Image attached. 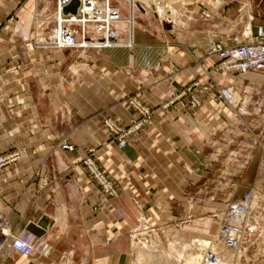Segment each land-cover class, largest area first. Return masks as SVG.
I'll list each match as a JSON object with an SVG mask.
<instances>
[{
	"label": "crops",
	"instance_id": "obj_1",
	"mask_svg": "<svg viewBox=\"0 0 264 264\" xmlns=\"http://www.w3.org/2000/svg\"><path fill=\"white\" fill-rule=\"evenodd\" d=\"M146 1L112 2L121 18L112 28L116 47L60 50L52 46L54 0H0V154H19L0 172V212L15 234L43 217L51 221L32 244L44 251L24 257L6 250L0 264H132V234L141 219L190 238L194 186L217 166L256 165L251 145L244 152L230 146L239 120L260 105L262 74L213 76L233 89V106L213 93L201 95L195 108L189 96L172 99L195 80L207 83L205 71L215 61L204 57L212 44L264 37L262 4ZM132 97L152 109L153 120L120 150L104 120L129 126ZM63 142L74 150L63 151ZM88 157L114 181L116 198L84 168ZM211 229L206 224L197 234Z\"/></svg>",
	"mask_w": 264,
	"mask_h": 264
},
{
	"label": "built area",
	"instance_id": "obj_2",
	"mask_svg": "<svg viewBox=\"0 0 264 264\" xmlns=\"http://www.w3.org/2000/svg\"><path fill=\"white\" fill-rule=\"evenodd\" d=\"M56 2V36L52 44L60 50L65 49H110L118 45V37L112 30L113 25L120 21L119 9L113 5L114 0H54ZM78 1L79 8L76 15H64L63 11L72 2ZM130 8L133 11L136 4ZM93 30H90V27ZM204 60H214L210 70L205 71L207 83L195 80L186 85L179 95L172 99L189 96L190 108L201 105L200 96L213 93L216 101L233 106L236 95L232 88L221 87L213 79L219 74H247L258 73L264 76V37L261 36L255 43L225 45L216 42L207 50ZM128 105L135 112V119L129 126H121L112 118L104 120L105 129L114 137L120 150L130 146V138L140 130L150 125L153 120V111L138 98L127 100ZM171 103V102H170ZM63 151L72 152L74 148L63 142L60 144ZM19 159L17 152L0 154V172L15 164ZM90 176L98 183L103 192L110 198L118 196V190L113 180L102 171L97 163L88 157L83 161ZM257 188H253L242 198L231 203L225 211L219 224L218 240L222 247L233 254H239L248 243L252 233L253 205L257 195ZM144 221V219H142ZM8 231V232H6ZM34 236L27 231L15 234L9 229L8 216L0 212V260L6 250H11L24 257L34 252H42L45 248L34 247ZM201 264H227V262L213 251L205 252L201 257Z\"/></svg>",
	"mask_w": 264,
	"mask_h": 264
},
{
	"label": "rangeland",
	"instance_id": "obj_3",
	"mask_svg": "<svg viewBox=\"0 0 264 264\" xmlns=\"http://www.w3.org/2000/svg\"><path fill=\"white\" fill-rule=\"evenodd\" d=\"M257 1L262 4L261 9L264 10V0ZM241 97L237 95V99ZM250 114V116L244 114L245 117L239 120L230 147L244 152L243 150L248 151V146L251 145L250 150L256 153L252 156L256 165L217 166L208 181L194 186L192 191L194 199L191 204L193 213L191 221L194 227L190 238L163 233L164 231L141 219L138 228L132 234V264H188L189 257L202 256L210 251L213 244L217 246L219 252L226 254L228 264H264V96L260 105ZM246 157L247 154L240 160L246 161ZM231 176H235L237 181L230 183L227 178ZM253 186L257 188L258 194L253 205L252 233L245 248L239 254H233L226 251L218 240L219 224L228 206L242 198ZM204 224H209L212 229L207 235L201 236L197 233L205 226ZM197 240L211 242L212 245L207 249ZM137 250L143 252L139 257Z\"/></svg>",
	"mask_w": 264,
	"mask_h": 264
},
{
	"label": "water",
	"instance_id": "obj_4",
	"mask_svg": "<svg viewBox=\"0 0 264 264\" xmlns=\"http://www.w3.org/2000/svg\"><path fill=\"white\" fill-rule=\"evenodd\" d=\"M78 8H79V2L74 1L68 7L64 9L63 14L64 15H76ZM164 28L166 30H171V25L169 23H165ZM50 224H51L50 219L47 217H43L40 220V222H38L37 225L30 224L26 228V231L32 236H34L35 238L41 239L45 235V231L49 227Z\"/></svg>",
	"mask_w": 264,
	"mask_h": 264
},
{
	"label": "bare ground",
	"instance_id": "obj_5",
	"mask_svg": "<svg viewBox=\"0 0 264 264\" xmlns=\"http://www.w3.org/2000/svg\"><path fill=\"white\" fill-rule=\"evenodd\" d=\"M141 1V0H140ZM143 1V0H142ZM146 0H144V2H145ZM135 2H137V1H133V4L135 5ZM147 2V1H146ZM145 2V3H146ZM154 5V4H153ZM156 5V4H155ZM160 6V5H159ZM155 7V6H154ZM138 8V7H137ZM155 9V8H154ZM156 9H157V13H158V15L159 16H162L163 14H164V11H163V9H161V8H157L156 7ZM161 19V18H160ZM122 30V29H121ZM6 232H8V231H6ZM197 242L198 243H200L201 244V246L203 245V246H205V247H207V249H208V247H210L211 245H212V243L211 242H207V241H203V242H201V241H198L197 240ZM202 249H204V247L202 248ZM211 249L213 250V252H215V253H217V254H219L226 262H227V264H228V259H227V257H226V254L225 253H222V252H219L218 251V249H217V246L216 245H214L213 244V247L212 248H210V251H211ZM142 250V249H141ZM138 251V252H137ZM136 252H137V254H138V257L139 256H141V255H139V254H141V253H143V252H141L140 250H137ZM198 252V251H197ZM202 253V252H201ZM144 256V255H143ZM201 255H195V256H191V257H189L190 259H189V261L187 262L188 264H201ZM144 259V258H143ZM142 259V260H143ZM179 259H181V257L179 258ZM178 260V259H177ZM140 261V260H139ZM143 262H144V260H143ZM145 264H147V263H145ZM154 264H156V263H154Z\"/></svg>",
	"mask_w": 264,
	"mask_h": 264
}]
</instances>
